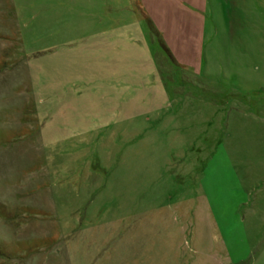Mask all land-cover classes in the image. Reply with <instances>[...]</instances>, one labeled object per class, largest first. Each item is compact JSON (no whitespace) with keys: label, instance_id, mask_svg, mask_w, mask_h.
<instances>
[{"label":"rangeland","instance_id":"374dc122","mask_svg":"<svg viewBox=\"0 0 264 264\" xmlns=\"http://www.w3.org/2000/svg\"><path fill=\"white\" fill-rule=\"evenodd\" d=\"M0 264H264V0H0Z\"/></svg>","mask_w":264,"mask_h":264}]
</instances>
